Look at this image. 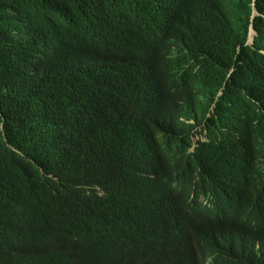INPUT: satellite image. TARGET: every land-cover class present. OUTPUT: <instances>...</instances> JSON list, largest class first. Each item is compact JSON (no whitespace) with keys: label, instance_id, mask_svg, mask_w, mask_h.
<instances>
[{"label":"clouds","instance_id":"clouds-1","mask_svg":"<svg viewBox=\"0 0 264 264\" xmlns=\"http://www.w3.org/2000/svg\"><path fill=\"white\" fill-rule=\"evenodd\" d=\"M186 2L100 0V12L118 20L116 35L98 33L83 55L68 57L62 49L20 65L18 95L0 86L5 142L8 134L30 146L56 145L80 111L67 82L94 93L107 139L97 152L100 167L75 173L79 204L45 194L46 203L59 206L58 220L14 225L22 208L1 212L0 264H68V257L74 264H112L127 251L144 264H264V100L246 97L216 112L224 85L210 105L204 102L207 93L192 84L177 34ZM251 12L246 45L255 49L263 29L254 19H264L255 0ZM79 39L82 48L91 44L90 34ZM15 42L22 46L21 36ZM232 82L239 89L250 83ZM93 231L105 252L92 244Z\"/></svg>","mask_w":264,"mask_h":264},{"label":"trees","instance_id":"trees-1","mask_svg":"<svg viewBox=\"0 0 264 264\" xmlns=\"http://www.w3.org/2000/svg\"><path fill=\"white\" fill-rule=\"evenodd\" d=\"M251 3L252 0H187L176 25L182 41V61L188 68L192 84L206 91L204 102L210 105L225 85L216 112L237 106L246 97L264 100V55L259 53L264 48V19L259 16L254 19L255 28L261 27L263 31L260 34L259 28V37L252 49L246 45ZM255 6L264 15V0H255ZM13 31L17 34L13 35ZM117 32L118 20L100 12V0H0V86L9 92L16 90L14 95H18L21 92L20 65L30 64L42 55L60 56L62 49L68 57L83 55L95 46L98 33L102 38H110ZM86 34H90L91 44L82 48L79 36ZM20 36L22 46L15 42ZM71 42L76 48L68 44ZM117 66L119 69L127 67L125 64ZM235 78L250 83H243L239 89L232 82ZM67 83L74 88L80 111L72 123L64 126L56 145L30 146L21 137L7 134V142L22 152V157L7 146L0 131V239L4 233L1 212L7 206L23 210L12 218L14 225L21 221L26 226L54 222L60 217L59 206L46 203L45 194H56L57 201L62 195L61 203L77 205L76 171L90 174L100 167L97 152L103 147L101 144L107 143L103 138V112L95 104L91 90ZM149 88L148 83L140 84V89ZM185 139L189 140V132ZM180 163L185 167L188 161L181 157ZM53 230L56 236L61 235L56 224ZM92 244L106 251L105 241L95 231ZM66 261L74 264L72 257ZM110 261L112 264L145 262L131 251Z\"/></svg>","mask_w":264,"mask_h":264}]
</instances>
